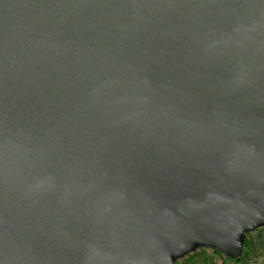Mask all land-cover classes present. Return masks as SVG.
Here are the masks:
<instances>
[{"label": "water", "instance_id": "obj_1", "mask_svg": "<svg viewBox=\"0 0 264 264\" xmlns=\"http://www.w3.org/2000/svg\"><path fill=\"white\" fill-rule=\"evenodd\" d=\"M264 226V0H0V264L228 259Z\"/></svg>", "mask_w": 264, "mask_h": 264}, {"label": "rangeland", "instance_id": "obj_2", "mask_svg": "<svg viewBox=\"0 0 264 264\" xmlns=\"http://www.w3.org/2000/svg\"><path fill=\"white\" fill-rule=\"evenodd\" d=\"M249 254L240 264H264V226L249 232ZM222 255L211 247H203L177 259L175 264H219ZM223 264V263H221Z\"/></svg>", "mask_w": 264, "mask_h": 264}, {"label": "trees", "instance_id": "obj_3", "mask_svg": "<svg viewBox=\"0 0 264 264\" xmlns=\"http://www.w3.org/2000/svg\"><path fill=\"white\" fill-rule=\"evenodd\" d=\"M248 233L245 234L244 240H243V253L239 258L236 259H228L225 255H222V258L219 260V264H240L243 262L244 258L248 256L249 250L251 249V241L248 238ZM200 249V248H198ZM213 250H216L212 248ZM176 263V260L174 261ZM214 264V263H213Z\"/></svg>", "mask_w": 264, "mask_h": 264}]
</instances>
